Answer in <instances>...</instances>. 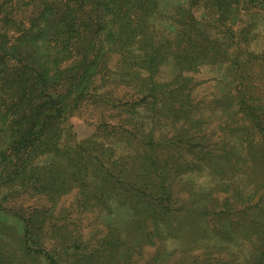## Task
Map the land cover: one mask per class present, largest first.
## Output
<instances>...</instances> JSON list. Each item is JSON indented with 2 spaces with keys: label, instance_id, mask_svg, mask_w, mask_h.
I'll use <instances>...</instances> for the list:
<instances>
[{
  "label": "trees",
  "instance_id": "1",
  "mask_svg": "<svg viewBox=\"0 0 264 264\" xmlns=\"http://www.w3.org/2000/svg\"><path fill=\"white\" fill-rule=\"evenodd\" d=\"M157 1L0 0V196L52 178L82 214L115 192L116 215L203 221L220 264H264V0ZM205 170V203L171 190Z\"/></svg>",
  "mask_w": 264,
  "mask_h": 264
},
{
  "label": "rangeland",
  "instance_id": "2",
  "mask_svg": "<svg viewBox=\"0 0 264 264\" xmlns=\"http://www.w3.org/2000/svg\"><path fill=\"white\" fill-rule=\"evenodd\" d=\"M193 1L198 15L206 0ZM183 3L184 0H158L156 11L172 13ZM85 110L73 117L79 138L86 137L91 129L84 123L89 113ZM204 127L198 124L194 131ZM209 176L205 170L192 175L168 173L167 179L179 197L189 195L205 203L209 199ZM48 179L44 186L26 181L20 184V190L0 196V264H220L216 260L219 252L228 246L227 240L221 245L213 241L211 226L203 221L202 225L175 222L173 228L155 227L152 220L144 219L129 204L119 208L116 215L119 203L115 192L105 195L107 202L101 197V202L95 203L99 210L90 208L79 214L68 209L76 200V189H65L64 183ZM51 181L54 184L49 190ZM54 185L62 186L56 196L50 192ZM106 205L112 209L108 211ZM91 254L95 255L94 261L88 259ZM222 258L226 255L222 254Z\"/></svg>",
  "mask_w": 264,
  "mask_h": 264
}]
</instances>
